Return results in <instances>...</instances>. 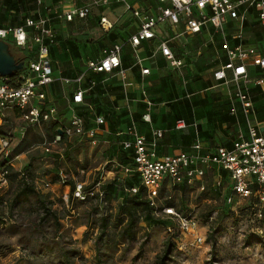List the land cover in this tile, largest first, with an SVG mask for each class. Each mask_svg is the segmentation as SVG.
Instances as JSON below:
<instances>
[{"label": "built area", "instance_id": "obj_1", "mask_svg": "<svg viewBox=\"0 0 264 264\" xmlns=\"http://www.w3.org/2000/svg\"><path fill=\"white\" fill-rule=\"evenodd\" d=\"M113 5L123 8V14H130L132 23H137L126 43L133 49L134 67L139 69L142 78L152 74V68L144 62H154L158 56L172 69L181 71L186 65L183 55L187 53L178 46V40L188 35L201 34L205 29L213 30L220 37V45L226 55V62L218 65L213 77L230 87L228 94L232 101L233 115H237L235 103L241 104L247 133L240 130L232 148L218 146L206 151L204 144L197 139L188 152L159 155V143L165 132L152 127L156 105L148 96L145 86L141 89V101L145 104L142 117L150 125L151 135L141 133L132 118L134 105L128 97V90L133 83L128 80L129 69L123 64L124 41L106 46L99 58L86 61L81 74L74 79L64 77L61 72L57 75L58 69L53 64L51 47L56 45L58 33L52 28L53 18L47 15H40L38 19L29 17L19 26H0V40L12 43L21 50H31L34 46L37 50L35 56L25 63V73L9 78L0 76V120L12 111L33 126H41L51 120L59 121L60 110L57 104L47 99L46 88L60 82L63 89L73 86L71 96L67 97L72 118H67L65 124L56 128L52 140L43 142V148L52 152L68 140L77 138L79 142H83L87 138L93 141L103 133L108 136L110 131L104 129L107 120L103 115L96 116L92 128L86 129V119L78 112V107L86 104V90L82 83L91 73L118 77L127 97L131 122L117 136L123 138L120 145L125 150L133 151L134 164L117 165L125 176L137 175L152 205L158 207L157 199L164 185L173 188L185 182L190 185L199 183L204 190L206 176L213 171L216 172L217 187L223 185L222 172L229 176V188L233 192L228 198L229 202L234 198L243 201L254 196L261 208H264V133L256 123L254 103L247 92V86L251 83L264 87V40L254 43L247 41V31L254 24L264 31V0H154V5L151 6H146L142 0H90L87 4L64 10L60 16L69 24H87L93 19L95 12H99L98 26L102 33L111 32L123 17L112 19L104 12ZM209 42L214 43L215 40L211 39ZM145 43L153 47L152 52L149 56L141 57L139 51ZM13 77H18L16 83H12ZM185 127L184 121L176 124L179 130ZM12 141L11 138L0 137V157L8 158L11 155L14 151ZM8 176L9 170L0 166V191L10 187ZM60 176L62 183H67L63 172ZM73 180L76 183L72 200L70 191L65 195L71 211H74V203H84L98 193L102 195L100 188L105 181L102 177L88 193L85 192L89 185L86 181ZM137 190L138 188H132L130 191L136 193ZM161 211L178 224L182 233L195 235L194 241H203L196 232L198 226L194 214L184 215L173 207H164ZM169 231H173L172 227Z\"/></svg>", "mask_w": 264, "mask_h": 264}, {"label": "rangeland", "instance_id": "obj_2", "mask_svg": "<svg viewBox=\"0 0 264 264\" xmlns=\"http://www.w3.org/2000/svg\"><path fill=\"white\" fill-rule=\"evenodd\" d=\"M66 1L58 0L56 8H61ZM26 14L32 15L33 11L28 7L20 16L8 12L5 16L0 15V18H5L3 24H18ZM110 17L112 18L111 15ZM71 28L70 39L77 42L82 52L81 65L95 55L97 57L100 49L98 39L102 38V31L96 22L91 20L86 25L73 24ZM253 34L252 32L249 37L259 39L263 36L264 39V31L261 28L256 36ZM90 35L92 40L83 39L86 36L89 40ZM127 50L131 51V48L127 46ZM142 51H139L140 56L146 57V51ZM144 63L153 68L150 60ZM170 73L172 77L169 76ZM173 78L180 80L178 70L168 65L159 67L157 75L145 81L144 86L148 87V93L156 100L170 102L173 97L169 94L175 86ZM72 89L73 86L63 91L61 89L55 98L61 111L65 109L67 97L71 96ZM138 94L140 95L139 92ZM89 96L90 102H94L92 104H100L97 95L92 91ZM123 104L122 107H125L127 102ZM67 115L70 120L71 113ZM153 126L167 129L166 125L160 123ZM10 133L13 148L25 142L24 154L17 160L13 158V166L22 170L30 162L33 163V182L36 190L53 202L52 209L60 215V221L56 223L50 220L43 223V214L36 197L29 202L20 203L14 209L15 214L19 216L15 224H0V264H65L62 262L64 252L73 249L80 251L74 264H158L168 241L176 245L168 264H264V214L262 215L260 206L250 205L248 200L242 201L238 198L229 202L227 190H215L216 172L213 171L207 175L205 190L201 189L199 183L193 184L191 188L183 186L171 189L164 186L160 190V207L171 205L182 213L195 212L198 226L196 232L203 238L202 242L194 241L195 235L182 233L177 223L171 222L167 216L161 214L160 220L165 221L164 225H147L146 222L140 224L142 230L136 240L122 245L115 252H108L102 257V263L98 262L95 240L99 229H91L88 224V212L92 206L90 203H81L74 211H70L65 200L70 185L58 181V176L62 171L68 181L71 178L82 179L91 185L97 177H102L110 182L117 174L122 176L121 168L112 162L113 159H119L120 153L118 154L117 150L120 147L113 140H107V133H103L86 143L79 142L77 138L68 140L54 151L47 152L42 145L45 140L53 137L52 125L44 123L41 126H33L13 116L0 127L1 136ZM18 191L17 184H12L6 188L4 194L12 200ZM114 193V200L107 208L110 213L116 212L118 203L123 201L126 194L119 188H115ZM98 209L99 216L104 209ZM169 221L170 226L167 225ZM168 226L172 227V232ZM142 244H145L143 250Z\"/></svg>", "mask_w": 264, "mask_h": 264}, {"label": "trees", "instance_id": "obj_3", "mask_svg": "<svg viewBox=\"0 0 264 264\" xmlns=\"http://www.w3.org/2000/svg\"><path fill=\"white\" fill-rule=\"evenodd\" d=\"M142 2L145 3L146 6L154 5V0H142ZM28 7L30 8V10L33 11L32 15H27V14L24 15V19L21 23L7 24V25L19 26V25H23L25 20L29 17L38 19L40 18V15H44V16L47 15L53 18V21L51 23V25L53 26L55 16L47 14L42 9L43 0L41 1L40 0H0V15L5 16L7 15L8 12H14L16 16H20V14H22L23 11H26ZM3 21H5V18H3V20H1L0 18V26H7L6 24H3ZM73 24H69V25L73 26ZM251 27L252 28L247 31V37L249 38V40L247 41L254 43V42H259V41L264 40L263 36L262 37L260 36L259 39L252 38L251 36L249 37V35L252 34V32L254 33L253 35L256 36L260 28V27H257V25L255 24L254 26H251ZM54 31L56 32L55 29ZM103 36L104 37H102L101 39H98V42L100 43L99 45L100 49L98 50V52L96 51L98 56L96 57L95 55V57H92L90 59L99 58L101 51L106 46L111 45L115 42H122L120 41V34L116 31V29L111 32H106ZM60 38L61 37L58 33L56 45L60 41ZM124 43L125 45L127 44L125 40H124ZM9 45H10V51L12 52L14 57L18 61H23L25 63L29 61L30 59H32L35 56V52L37 51L35 46L31 50L30 49L21 50L19 47L15 46L12 43H9ZM53 47H51V56L53 59V64L56 69L60 70L62 69V67L60 66V63H58V61L56 62L55 59L53 58V50H54ZM221 48H222V45H221ZM15 50H18L21 53L20 52L17 53ZM221 59H224L222 60L223 63L226 62L225 52L221 56L220 60ZM123 64L125 68L127 69H132L133 71L138 69L137 67H134L132 47H131V51H128V53H126V56H123ZM25 71L19 72L17 76L21 73H25ZM81 72L82 70L78 72L74 77L72 74H69V75L66 74V72L65 74L64 72H61V73L64 77H69V78L74 79L75 77L79 76ZM169 76L172 77V74L170 73ZM252 77H254L253 73H252ZM17 78L18 77H13L12 83H16ZM108 79H110V81H108ZM181 80H182L181 74H180V80H178V78L172 79L174 85L180 84ZM93 82H95V84H92ZM252 86H255L254 83L248 84L247 92L252 97V101L254 103L255 98H254L253 93H251V90L253 88ZM82 87L83 89L86 90L85 95H84L86 104L83 106H79L78 112L79 114L83 115L86 119V129L92 128V126L94 125L96 116H101V115L105 116L107 120V126H105L104 129L110 131V134L107 136V140L109 139L113 140L114 143L120 147V149L117 150L118 154L120 153L119 159H113L112 162L121 164L124 166L133 165L134 164L132 160L133 151L127 150V149L125 150L123 146L120 145V142L123 138L117 136V133L123 131L125 127L131 122V117H130L131 113L127 110V105L125 107H122L124 105L123 103L126 102V98H127L123 90L122 81L118 77H110L103 73L101 74L91 73L87 77H85L84 82L82 83ZM232 87L233 86H231V88ZM257 87H260V86H257ZM261 88H264V87H261ZM61 89L63 91V86L60 82H56L52 84L51 86L47 87L46 88L47 99L57 104L55 98L58 96V93H60ZM145 90L148 96L151 98V100L155 103L156 105L155 109L161 104H164V106L166 107L169 104H172V105H169L168 107L171 108L173 112H175L173 118L171 119L172 123H169L170 125L168 124V127H166L167 128L166 130L163 129L165 133H164V136L161 142L159 143L160 146L158 149V154L161 155L160 147L162 146L161 143L163 139L165 138L166 134L169 131H173L174 133L176 131L181 132V133L185 132V130L188 129L187 120L186 118L182 116L181 112H179L180 111L179 106H178L179 102L175 100V97L170 102L158 101L148 93L147 86H145ZM91 91L97 95L96 98L100 100V104H92L94 102L92 103L90 102L89 94L91 93ZM169 95L170 97H173V95L171 94ZM140 96L142 97V94ZM128 97H129V92H128ZM190 97L191 95H188L185 93L186 100L189 99ZM92 105L93 107H90ZM139 105H141L144 111L145 104L143 103V101L140 100L135 106V109L141 108L139 107ZM228 106H229L228 114H227V117L226 116L225 117L228 118V120L233 121L235 125L236 123H240V121L241 122L243 121L246 124L245 114L243 113V110H241V104L239 102H236L234 105L237 110V115L235 116L232 114V110H231L232 101L230 99V95H229ZM132 113H133L132 118L136 126L140 130V132L144 133V131H142L143 130L142 125H146L148 126L146 127L148 129V132L146 131V133L144 134H146L147 136H150L151 135L150 125L146 123L142 117L144 113L141 112L142 114L140 115L138 111L136 112V110H134V108H133ZM64 114L65 113L60 111L59 121L51 120L47 122L52 125V131L54 132V135L56 133L55 132L56 128H58L60 124L63 125L67 122V118ZM178 121H184L186 124V127L180 130L177 129L176 124ZM164 122L166 123L167 121L164 120ZM198 128L200 132L202 130V127L198 125ZM10 136H11V133L5 136L0 135V137H7V138H10ZM238 136H239V132L236 133V138L234 139V141L229 142L230 145L224 144V145H219V146H223V147L226 146L228 148H232ZM89 141H92V140L87 138V139H84L82 143H86ZM201 143L203 144L202 141ZM24 147H25V142H21L16 148H14V151L11 153V155L8 158L0 157V166L9 170L8 178H9V181L11 182V185L17 184L19 188L18 193L12 198V200L8 199L7 195L4 194V191L6 189H3L0 191V224H7V225L13 226L15 224V221L19 219L18 218L19 216L15 214L14 209H16V207L22 202H29L30 200L33 199V197H36L39 201L40 209L43 214L41 221L45 223L46 221L54 220L56 223H59L60 215L55 210L52 209L53 202L49 198H47L46 195L45 196L41 195L36 190L35 182H33L34 180L33 163L30 162L26 168L19 170V171L12 165L13 158L24 153V150H25ZM214 147L215 146H209L208 148L204 147V149L205 150L207 149L206 151H208ZM184 151L188 152L189 150H184ZM121 173H122V176L121 174L120 175L117 174L114 178H112V180H110V182L104 181L101 184L100 192L102 193V195H100L99 193L95 194L94 197H90L86 202H84L85 204L90 203L92 206L91 210L88 212L89 213L88 215L89 228L99 229V232L96 236L95 243L97 246L96 258H97V261L101 263L103 261L102 257L107 255L108 252H115L119 250L122 245L129 244V242L136 240L139 233L142 230V228L140 227V224H143L144 222H146L147 225H150L152 223H155V224L157 223V225H161V224L164 225L165 223V221H163L162 219L160 220L161 218L160 216L162 214L161 210L164 208V207L159 206L160 196L157 199L158 207H155L154 205H152L151 200L146 195L145 188L141 186L140 179H138L137 175L133 174V175L125 176L122 170H121ZM22 174H25V175L23 176ZM60 174L58 176V181L61 182ZM222 176L224 178L223 185L221 187H217L214 183L215 190L218 192L224 189L227 190V193L229 195L228 198H229L230 196L233 195V192L229 188L230 179L226 172H222ZM73 179L74 178H71L69 181L67 179V183H65L67 185H70L71 200L73 198L72 191L74 190L75 183H76V181ZM77 180H82V179H77ZM206 180L207 178L205 179V186H206ZM82 181H85V180H82ZM99 181H100V177H97V179H95L93 184L86 186L85 192L88 193L90 190H92ZM183 186L191 188L193 185H190L187 182H185L182 184H178L176 185V187H173L171 189H176V188H180ZM163 187L161 188V190L163 189ZM115 188H119L121 192L126 193V194H125V197L123 198V201L118 203L116 212L110 213L107 208L110 205L111 201L114 200L113 195L115 194L114 193ZM132 188H138L137 192L133 193L132 191H130ZM169 198L172 199L171 196ZM244 200H248L250 205L254 204V205L260 206L258 204V200L254 196L244 199ZM95 201H96V204L94 205ZM79 204H81V202L74 203L73 209H76V207H78ZM99 207H102V209L104 210L102 214L98 216L97 214H98ZM166 207H172V206L167 205ZM261 211L263 215L264 208H261ZM194 213L195 212L193 211V212H188V213H183V214L189 215V214H194ZM169 220L173 222L171 219ZM170 221L167 225L171 224ZM169 226H168V229L170 228ZM166 244L167 245H166L164 253L158 259L159 260L158 264H168V262L170 261V256L176 247L175 243H173L172 241H168ZM144 247H145V244H142V250L144 249ZM79 253L80 251L75 250V249L70 250V251L68 250L65 251L63 254L62 262H64L65 264H74L73 262L75 261V258L79 256Z\"/></svg>", "mask_w": 264, "mask_h": 264}, {"label": "crops", "instance_id": "obj_4", "mask_svg": "<svg viewBox=\"0 0 264 264\" xmlns=\"http://www.w3.org/2000/svg\"><path fill=\"white\" fill-rule=\"evenodd\" d=\"M77 2L78 1L75 0H67L62 4L61 8L59 7V9H57L56 4L58 3V0H43L42 9L47 14L55 16L52 28L55 29L61 37L57 45L53 47V58L56 62L58 61L62 67V69H58L57 75L59 72H64V74L66 72V74H72L74 77L84 68V65H81V49H79L77 42L75 43L73 41L74 39H70L69 28L72 26L67 24L60 16L64 10L71 9L75 5L87 4V2ZM104 12L109 16L111 15L112 19L123 16L116 31L120 34V41L123 42L125 40V42H127L129 36L134 32L137 23L135 22L133 24V20L130 19L131 16L129 14H123V8L118 5H113ZM98 13L99 12H95L92 19L96 22V25H98ZM70 30L72 31V28ZM104 34L101 33V36L103 37ZM83 39L85 41H90L92 40V37L90 35L88 40V38L84 36ZM211 39L215 40V42L210 43L209 41ZM127 46L130 47V45L128 43L125 45L124 56L128 53ZM178 46L187 53L186 55H183L186 65L181 71H179L182 79L180 84L175 85L172 91H170V94L173 95V98L175 97L177 102H179V112H181L182 116L186 118L188 129L182 133L169 131L161 143L160 154L174 155L175 153L184 150L190 151L193 143L199 138L203 142L205 148L224 144L230 145L229 142L234 141L237 132L242 130L244 133H247V126L243 121H240V123H236L235 125L233 121L226 118L229 107L228 93L230 87L226 83L218 82L213 78V72L217 69L218 65L223 62L222 60H224H220L221 56L224 54L220 45V37L214 34L213 30L205 29L201 34L188 35L180 38L178 40ZM152 48L153 47H151L149 43H145L142 52L146 51L147 56H149L152 52ZM150 62L152 63L153 68L152 74L149 77L142 78L139 69L135 71L129 69L128 72V80L133 83L128 90L129 97L133 102L134 110H136V112L138 111L140 115L142 114L141 112H143V108L135 109V106L142 98L140 96L141 89L146 85L145 81L153 79V77L157 75L159 67L168 65L161 56H158L154 62ZM252 87L251 93H253L255 98L254 109L256 110V123L260 127L261 132L264 133V108H262V105H264V88L257 86ZM185 93L191 95L187 100L185 99ZM62 112L65 113L64 115L66 118H68V113H71L72 115L68 100L65 109L62 110ZM174 113L175 112H173L171 108L164 106V104L159 105L153 113L152 127L154 129H160L161 126H158L157 128L153 126L158 123L168 127V124L172 123L171 119L173 118ZM16 115L17 114L12 111L6 113L4 119L2 121L0 120V127L5 121H7V119H10L11 116L20 118V116L18 117V115ZM164 120L167 122L165 123ZM198 125L202 127L200 132ZM146 127L148 126L142 125V131H144V133H146V131L148 132ZM20 156H22V154L15 157V160Z\"/></svg>", "mask_w": 264, "mask_h": 264}, {"label": "water", "instance_id": "obj_5", "mask_svg": "<svg viewBox=\"0 0 264 264\" xmlns=\"http://www.w3.org/2000/svg\"><path fill=\"white\" fill-rule=\"evenodd\" d=\"M25 70V62L18 61L10 51L9 43L0 40V76L12 77Z\"/></svg>", "mask_w": 264, "mask_h": 264}]
</instances>
